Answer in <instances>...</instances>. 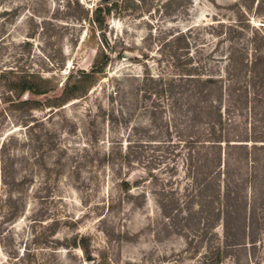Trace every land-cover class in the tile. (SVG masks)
<instances>
[{
	"label": "rangeland",
	"instance_id": "obj_1",
	"mask_svg": "<svg viewBox=\"0 0 264 264\" xmlns=\"http://www.w3.org/2000/svg\"><path fill=\"white\" fill-rule=\"evenodd\" d=\"M99 2L0 0V264H264V0H118L89 93L17 106L100 60Z\"/></svg>",
	"mask_w": 264,
	"mask_h": 264
},
{
	"label": "trees",
	"instance_id": "obj_2",
	"mask_svg": "<svg viewBox=\"0 0 264 264\" xmlns=\"http://www.w3.org/2000/svg\"><path fill=\"white\" fill-rule=\"evenodd\" d=\"M117 6L118 0H111L107 2L100 1L99 5L95 8L92 15L88 19L92 26V29H94L95 32H98V37L104 46V49L101 50L100 53V60L95 61L93 65L87 69H81L77 71L73 70L67 78L66 85H64L63 83L61 87L57 83H53L50 78L41 77L39 74H36L32 71H21L20 73H17L16 79L9 82V90L11 92H15L18 97L17 106L37 108L41 105V100L38 98L40 96L48 95V107L56 109L63 107L69 101L86 96L94 86L93 80L102 71L111 55V51H109V49H107L106 47H109V43L105 36V31L108 27V22L110 20L111 14L114 12V8ZM49 85L51 86L49 87ZM165 91L166 89L161 88L157 92L163 94ZM26 94L28 95V98L23 99L24 95ZM216 109H218V107ZM224 112L225 108L223 106L219 107L217 111L218 120L215 123L216 125H220L222 130L227 119ZM212 124L213 122L209 125V128L206 130V132L203 133L207 136V139H200L202 136L198 137L197 135H192L190 138L193 139V143H197V145H200V147L201 145L210 144L215 145L214 147L216 148H219L221 150V157L219 156L220 159L218 167H225L226 164L224 163L226 162H224V160L222 159L223 144L226 143L227 145L231 146H240L243 144L237 143L238 141H240V139H228L224 135H217L218 137H215L218 130L214 127H211ZM234 141L237 142L232 143ZM207 162L209 161L207 160ZM129 183V181H125L124 185H128Z\"/></svg>",
	"mask_w": 264,
	"mask_h": 264
},
{
	"label": "water",
	"instance_id": "obj_3",
	"mask_svg": "<svg viewBox=\"0 0 264 264\" xmlns=\"http://www.w3.org/2000/svg\"><path fill=\"white\" fill-rule=\"evenodd\" d=\"M101 2H107V1H110V0H100Z\"/></svg>",
	"mask_w": 264,
	"mask_h": 264
}]
</instances>
